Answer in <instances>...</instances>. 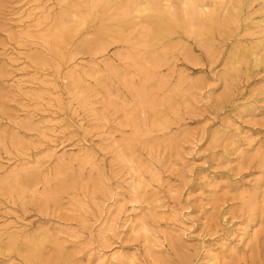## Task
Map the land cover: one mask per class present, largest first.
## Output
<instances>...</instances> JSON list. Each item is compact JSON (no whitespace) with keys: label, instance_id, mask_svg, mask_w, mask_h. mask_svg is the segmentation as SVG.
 Here are the masks:
<instances>
[{"label":"rangeland","instance_id":"obj_1","mask_svg":"<svg viewBox=\"0 0 264 264\" xmlns=\"http://www.w3.org/2000/svg\"><path fill=\"white\" fill-rule=\"evenodd\" d=\"M170 1L0 0V264H264V0Z\"/></svg>","mask_w":264,"mask_h":264},{"label":"bare ground","instance_id":"obj_2","mask_svg":"<svg viewBox=\"0 0 264 264\" xmlns=\"http://www.w3.org/2000/svg\"><path fill=\"white\" fill-rule=\"evenodd\" d=\"M146 2L147 8H138L136 9L138 12H143L144 10H151L155 16H157L158 20L162 22L161 24H166L165 17L167 16L169 19H175V13L170 10L172 9V4L170 0H144ZM163 1L167 2V6L169 10L164 9ZM204 3H200L197 0H185L184 2V15L188 17L190 20L194 18H198L200 20L204 16ZM260 23H264V19L260 20ZM261 26V25H260ZM194 28V27H193ZM50 42V41H49Z\"/></svg>","mask_w":264,"mask_h":264}]
</instances>
